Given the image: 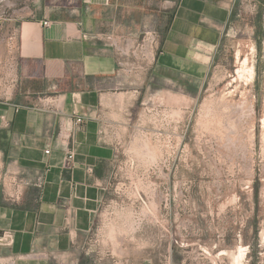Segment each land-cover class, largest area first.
<instances>
[{
	"label": "crops",
	"instance_id": "1",
	"mask_svg": "<svg viewBox=\"0 0 264 264\" xmlns=\"http://www.w3.org/2000/svg\"><path fill=\"white\" fill-rule=\"evenodd\" d=\"M18 1L0 15L1 32L20 30L14 91L0 98L9 178L0 184V262L87 264L81 259L90 257L85 246L98 212L114 195L118 150L99 139L103 123L128 126L144 90L159 91L162 102L168 91H200L205 49L220 43L235 0H30L25 9ZM29 10L34 17L16 18ZM154 21L156 59L129 74L121 62L133 59L104 35L139 36Z\"/></svg>",
	"mask_w": 264,
	"mask_h": 264
},
{
	"label": "rangeland",
	"instance_id": "2",
	"mask_svg": "<svg viewBox=\"0 0 264 264\" xmlns=\"http://www.w3.org/2000/svg\"><path fill=\"white\" fill-rule=\"evenodd\" d=\"M234 11L218 46L205 49L202 89L168 91L163 130L159 116L138 127L141 108L165 107L159 91L136 98L117 144L114 195L98 212L82 263L264 264V0H235ZM3 30L5 65L12 53ZM142 30L158 32V52L156 22ZM3 67L0 85L12 93L16 67Z\"/></svg>",
	"mask_w": 264,
	"mask_h": 264
},
{
	"label": "built area",
	"instance_id": "3",
	"mask_svg": "<svg viewBox=\"0 0 264 264\" xmlns=\"http://www.w3.org/2000/svg\"><path fill=\"white\" fill-rule=\"evenodd\" d=\"M23 2V5L20 7L26 8V4L24 2L30 1V0H21ZM16 2H19L16 0ZM165 2V1H164ZM167 2V1H166ZM11 3V0H0V15L8 8V4ZM3 13V14H4ZM34 10L29 11H21L18 13L16 18L21 19L24 17H34ZM50 22L46 19L42 20V25H48ZM7 28H5L4 32L5 34L1 38V41L3 42V47L5 52L8 51V53H12V57L9 58V63L2 64L0 62V65L4 68V72H12L14 67H16V61L17 58L15 56V53L19 50L18 40H19V34L20 30L19 27L16 24L7 25ZM84 38H86L88 35H82ZM104 38L107 40V43H109L111 46H114L122 56H129L133 60L130 62H121L123 65V68L130 74L132 72L137 73V71L140 70H146L149 64H152L157 55V49L159 46V34L158 32L154 30H146L143 33H141L139 36H129V35H121L116 33H111L110 35H104ZM4 74V73H3ZM6 74L4 75V77ZM15 79H11L12 82H15ZM4 86V85H3ZM2 85L0 87L3 88ZM6 87V86H5ZM7 89V88H6ZM8 90V89H7ZM9 95V91L7 92L5 89L3 90V93L0 91V98L6 99V97ZM165 108H158L156 107L150 108V107H144L142 112L139 115L138 127H142L143 124L141 121L147 118H157L159 116V123L160 126H165V118H160V116H166V110ZM169 111V110H168ZM79 122V120H77ZM114 122V121H113ZM119 123V122H118ZM118 123H111L110 121H105L102 125V128L100 130V140L103 143H109L113 144L117 147V144L121 140L122 136L125 135L126 127L125 125L121 126L122 124ZM161 131V130H160ZM47 152V151H46ZM71 156L68 157L67 164H71ZM8 173L4 172V162L2 159V156L0 154V184L4 183L8 178ZM176 244H178L180 247H183L184 245H188L187 242L177 240L175 241ZM167 259V258H166ZM11 262V261H10ZM0 264H5V262H0ZM113 264H131L127 261H113ZM161 264H171L170 260H165Z\"/></svg>",
	"mask_w": 264,
	"mask_h": 264
},
{
	"label": "bare ground",
	"instance_id": "4",
	"mask_svg": "<svg viewBox=\"0 0 264 264\" xmlns=\"http://www.w3.org/2000/svg\"><path fill=\"white\" fill-rule=\"evenodd\" d=\"M243 63L245 64L246 63V59L243 61ZM240 70V69H239ZM248 72H249V74H250V76H252V74H253V69H252V67H250L249 69H248ZM8 90H9V88H7ZM118 98H121L122 96L121 95H118L117 96ZM262 122H264V121H262ZM230 126V125H229ZM234 139V138H233ZM240 249V248H239ZM240 251H241V249H240ZM241 255V254H240Z\"/></svg>",
	"mask_w": 264,
	"mask_h": 264
}]
</instances>
